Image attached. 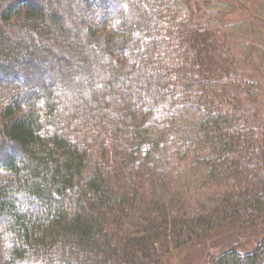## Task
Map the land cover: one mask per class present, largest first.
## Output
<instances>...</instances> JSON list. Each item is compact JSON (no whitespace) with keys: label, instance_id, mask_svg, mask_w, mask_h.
Returning <instances> with one entry per match:
<instances>
[{"label":"trees","instance_id":"16d2710c","mask_svg":"<svg viewBox=\"0 0 264 264\" xmlns=\"http://www.w3.org/2000/svg\"><path fill=\"white\" fill-rule=\"evenodd\" d=\"M42 1L0 0V243L10 248L0 264H161L214 231L254 225L264 71L253 64L264 49L231 16L236 3L58 0L57 13ZM170 151L174 172L212 189L211 211H183L191 186L169 193L154 158ZM213 264H264V241Z\"/></svg>","mask_w":264,"mask_h":264},{"label":"rangeland","instance_id":"374dc122","mask_svg":"<svg viewBox=\"0 0 264 264\" xmlns=\"http://www.w3.org/2000/svg\"><path fill=\"white\" fill-rule=\"evenodd\" d=\"M228 1L236 3V5H234L235 9L232 10L231 16L234 17V15H236V23L244 21L243 27L245 34L250 40V45L252 47L261 46L264 49V5L258 11H255L254 9H251V11L247 8V0ZM45 4H49L52 8H55L57 13L59 11L62 12L64 8H66L65 3L58 0H44L42 1V4L40 3L41 6H45ZM76 12L77 16H80L82 18L85 17L80 11H78V9L76 10ZM91 13L95 12L91 11ZM60 27L61 26L56 27L57 29L55 28V31L58 34L60 32ZM65 35L67 34L65 33ZM75 36L78 35L76 34ZM75 36L74 38H76ZM78 43V41H73L72 46L76 48ZM73 56L78 55L76 53L73 55L69 53L68 56L65 55V57L68 58H72ZM62 57L63 55L55 54L50 56V59L58 60V58ZM255 64L256 67L259 68V71H264V60L262 58H257L253 64L254 67ZM53 73L54 72L51 71L50 77L47 80L42 82L40 80V84L35 83V85L32 86L35 92L42 87L48 86L49 81L52 80V77L55 78ZM78 73L79 71L76 73V75H78ZM76 75L73 76L74 80L77 79ZM69 77H72V75H70ZM2 97L3 95H1L0 93V98ZM180 129L181 134L187 137L189 135V132H191L190 122H185V120L181 121ZM187 133L188 135H186ZM183 143L184 142L181 141L178 142L175 147L172 146V150L177 149ZM171 151L169 156H167L166 152H164L159 156V158H154V163L161 164L159 166H161V169L164 170L163 172L166 176L169 193L173 194L175 193L174 191L185 192L187 191L188 187L191 186L193 191L189 192L187 197H183L185 205L183 206V211H185L189 216H195L211 211L213 206L215 205L212 202V189L210 187H205L202 191H199L198 189L201 188L199 186V183H190L189 185L188 181L185 179L184 170H176L174 172L172 166L170 167L171 164L169 163V159H172ZM8 176L9 172L0 171V184L4 182ZM189 195H193L194 197L192 199H189ZM136 218L137 217H134L128 224V232H134L136 230V226L138 225V220ZM262 241H264V213L260 215V218L255 222L254 225H250L249 227L231 226L222 230L214 231L205 240L194 242L182 251L175 250L172 253L165 255L161 260V264H213L219 259V257H221L227 250L231 248L239 251L242 254H248L253 252L254 249L259 246ZM9 255V246L5 243H0V258H7Z\"/></svg>","mask_w":264,"mask_h":264}]
</instances>
